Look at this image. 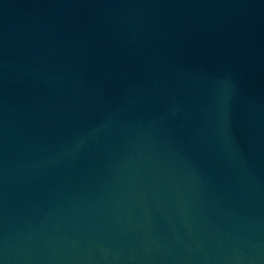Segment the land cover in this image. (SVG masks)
I'll return each mask as SVG.
<instances>
[{
	"label": "water",
	"instance_id": "95a60500",
	"mask_svg": "<svg viewBox=\"0 0 264 264\" xmlns=\"http://www.w3.org/2000/svg\"><path fill=\"white\" fill-rule=\"evenodd\" d=\"M0 264H264V0H0Z\"/></svg>",
	"mask_w": 264,
	"mask_h": 264
}]
</instances>
